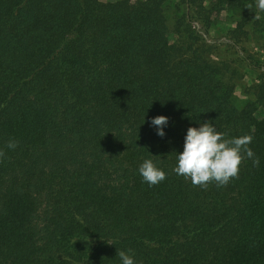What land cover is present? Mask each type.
<instances>
[{
    "label": "trees",
    "instance_id": "trees-1",
    "mask_svg": "<svg viewBox=\"0 0 264 264\" xmlns=\"http://www.w3.org/2000/svg\"><path fill=\"white\" fill-rule=\"evenodd\" d=\"M256 11L254 0H0V264H120L128 250L137 264H264V65L236 54L262 69L236 95L244 73L204 43L264 39ZM223 13L233 27L220 28ZM204 122L251 136L259 165L243 159L223 186L177 175L186 130ZM144 159L166 179L143 182Z\"/></svg>",
    "mask_w": 264,
    "mask_h": 264
},
{
    "label": "clouds",
    "instance_id": "clouds-1",
    "mask_svg": "<svg viewBox=\"0 0 264 264\" xmlns=\"http://www.w3.org/2000/svg\"><path fill=\"white\" fill-rule=\"evenodd\" d=\"M251 7L252 5L249 9ZM254 7L257 10L255 18L259 19V14L264 13V0H254ZM168 125L167 116L159 115L150 119V126L155 128L156 134L161 138L166 136L165 128ZM251 141V136L226 139L225 134L218 131L212 123H199L198 127L186 130L183 150L176 155L173 171L190 180L194 186L206 188L210 182H215L217 186L226 185L230 179L238 176L243 159L252 160L254 166L259 165V158L248 147ZM17 146L15 139H10L7 143V147L12 150ZM3 155V151H0V156ZM138 173L149 187L166 179V172L151 159H144L140 163ZM130 252L131 250L118 252L120 264H137Z\"/></svg>",
    "mask_w": 264,
    "mask_h": 264
},
{
    "label": "rangeland",
    "instance_id": "rangeland-1",
    "mask_svg": "<svg viewBox=\"0 0 264 264\" xmlns=\"http://www.w3.org/2000/svg\"><path fill=\"white\" fill-rule=\"evenodd\" d=\"M224 18L223 15L220 14V19L218 21L219 26L221 29L224 27H233V22L228 21ZM191 21V27H196L197 29L200 28L199 21L195 18L190 20ZM211 34L213 35L214 31L210 30ZM248 33V34H246ZM245 34H239L236 36L238 37L235 39H230L233 43H237L234 46L223 43H217V42H211V39H213V36H209L206 38L204 43H207L210 45V50L213 53L214 57H217L218 61L224 62L225 64H228L231 67L238 68L240 73H244V77L241 79L235 78V94L242 96L244 95L243 92L246 91V88L251 86L252 83H256L257 79L256 77L262 73V69H254L252 70L250 66H246L245 62H242L240 58H237L238 52L242 53L243 56L248 57L253 63H256V61H260L262 65H264V39H253V35L250 32H246ZM227 35L229 37V32L227 31ZM241 38L239 41L237 39ZM235 42H234V41ZM237 41V42H236Z\"/></svg>",
    "mask_w": 264,
    "mask_h": 264
}]
</instances>
